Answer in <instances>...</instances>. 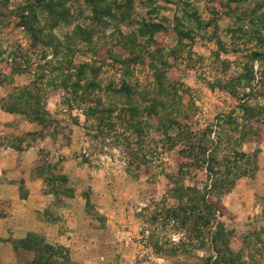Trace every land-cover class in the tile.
Instances as JSON below:
<instances>
[{
    "label": "rangeland",
    "instance_id": "rangeland-1",
    "mask_svg": "<svg viewBox=\"0 0 264 264\" xmlns=\"http://www.w3.org/2000/svg\"><path fill=\"white\" fill-rule=\"evenodd\" d=\"M23 2L0 0V145L20 150L26 146L38 147V159L32 169L42 179L44 191L53 196V218L58 215L56 217L64 222L68 220L67 216L71 217V199L77 204L80 215L87 213L83 222H76V227L80 229L90 224L89 245H78V253L88 255V264H192L196 257H215L216 254L209 249L210 233L218 230L217 223L221 228L224 225L223 233L227 235L222 245L224 248L239 252L245 242L263 249L264 121L260 117L263 134L259 132L262 137L259 140L247 130L253 118L244 116L241 110L244 93H249L250 89L245 76L250 69L255 74L258 70V63L247 64L245 56L256 46L246 42L243 45L244 42L237 41L233 35L238 36L235 33L239 28L246 32L257 31V28L262 30L264 0H249L238 9L233 4L228 7L227 0H194L193 5L199 9L202 21L213 20L212 15L218 13L217 26L207 32L196 31L195 23H191L194 34L191 39L183 40L186 45L183 52L173 54L177 59L166 57L171 63L168 78L182 86L181 105L173 110L194 117L191 126L199 134V139L193 141L199 140V144L206 147L199 164L192 170H180L176 154L184 142L168 141L156 134L155 129L146 128L139 138L143 144L137 145L140 141L130 131H125L124 126L120 125L115 131L102 129L96 117H90L88 108L82 107V110L73 103L70 90L61 88L58 71L44 82L37 81V63L45 62L38 61L40 56L37 60L36 55L32 56L27 73H13L9 65L12 51L27 49L30 55L37 53L32 50L26 33L15 26ZM158 7L159 12L152 19L165 27L174 26L176 14L182 18V11L174 4L160 3ZM234 7L237 10H233ZM138 12L141 18H151L148 10L141 6ZM251 16L253 20L243 21L244 17L252 19ZM72 31L73 26L60 27L55 31L56 37L64 43L65 35L70 36ZM155 41L157 47L164 48L161 51L165 56L180 48L172 30L167 36L158 34ZM52 57L53 53H50L46 60ZM76 59L85 62L92 58L86 54L85 57L78 55ZM131 72L133 80L143 86L152 83L151 72L146 66H133ZM119 74L108 62L99 77L102 88L110 87L111 81L118 86L121 83ZM74 79L72 76L67 84L71 85ZM35 80L37 90L44 94L41 107L52 117H44V125L29 122L23 114L6 111L13 105L11 96ZM37 90L33 89V93L36 94ZM91 99L101 100L106 109L110 104L118 107L111 120L118 122L116 117L123 107L122 98L113 93L95 91ZM251 103L264 106V97L251 99ZM5 113L14 116L15 120L6 121ZM245 133L250 136L244 138ZM127 137L130 146L124 141ZM169 148L171 152H168ZM131 151L134 157L147 161L148 171L141 174L134 164L129 167L134 159L129 154ZM156 151L162 155L156 156ZM186 189L198 191L197 195H192L196 199L209 194V200L223 212L222 216L218 210H211L214 218L208 227H203L199 221L198 230L205 228L206 236L194 241L192 249L186 245L190 243L188 238L192 233L189 230L198 214L188 217L185 213V208L195 205L184 197L183 190ZM23 190L22 195L25 194ZM173 211L180 217L177 221L171 215ZM184 218L188 221L184 222ZM26 241L14 242L19 264H31L28 253L34 250L40 257V264H80L70 259L72 263L69 253L67 256L65 251L55 248L58 246L48 250V244L39 236L28 237ZM199 241L204 244L198 249ZM172 243L180 245V251L175 255L170 253ZM156 246L160 247L159 250L154 248ZM82 248L88 251L84 252ZM261 255L264 260V251Z\"/></svg>",
    "mask_w": 264,
    "mask_h": 264
},
{
    "label": "trees",
    "instance_id": "trees-1",
    "mask_svg": "<svg viewBox=\"0 0 264 264\" xmlns=\"http://www.w3.org/2000/svg\"><path fill=\"white\" fill-rule=\"evenodd\" d=\"M210 1L217 2L218 0ZM227 2L228 7L231 8L230 5L233 4L238 9L241 4L243 6L249 0H227ZM23 3L24 7L19 10L21 15L17 16L19 22L15 26L26 33L32 50L37 53L30 55V51L27 49L24 52H22L23 50L12 51L9 65L13 73H27L31 67L32 58L36 55L37 60L40 56L41 59H38V61L45 60V62L42 64L37 63L36 80L44 82V80L51 78L54 71H58L62 80L59 81L61 88L70 90L71 95L74 97L73 103L78 104L80 109L82 107L88 108L90 117H96V120L100 123V128L115 131L120 125L124 126L125 131H130L131 135L134 134L140 141L137 145L143 144L142 139L139 140V138L144 134L145 129L150 130L153 128L156 134L168 141L184 142L182 143V149L176 154L179 159L180 170L185 168L192 170L197 167L200 162L199 158L204 155L206 147L200 145L199 140L193 141L199 139V134H196L193 126H191L194 117L188 113H177L178 111L173 110V108L181 105L182 96L179 94L182 86L180 83L168 78L167 74L171 63L166 60V57L172 58L173 54L183 52L186 47L183 40L191 39L192 34H194L191 23H195L196 31L206 30L207 32L212 26H217L215 22L218 13L212 15L213 20L202 21L199 9L193 5L194 0H24ZM160 3L174 4L182 11L181 19L177 14L174 16V26L165 27L162 23L152 19L153 15L158 14ZM140 6L148 10L150 19L139 17L138 8ZM235 7L233 10L236 9ZM243 10L246 14L245 9ZM249 18L244 17L243 21L246 23L253 20L252 16V19ZM65 26H73V31L70 36L65 35L64 39L66 41L63 43L56 37L55 31ZM170 30H172L177 46L180 48L178 50L173 49L170 54L165 56L161 51L164 48L156 46L155 38L158 34L167 36ZM235 34H238V36L233 35L234 39L244 42L243 45L246 42V44L250 43L256 46L253 51H247L250 54L247 57L245 56L247 64L250 62L258 63V70L255 74L250 69L245 76L247 87L250 89L249 93H244L241 110L244 112V116L253 118L247 130H250V134L261 140L263 134L261 124L263 122L260 117H263L264 121V106L252 104L251 99L264 97V25L262 30L257 28V31L254 29L253 32H246L239 28V31ZM219 44L220 46L223 45L221 42ZM50 53H53V57L46 60ZM86 54H90L92 59L85 62L76 59L78 55L85 57ZM53 58L58 60L55 61ZM173 58L177 59L178 57L174 56ZM108 62L120 73L119 80L121 83L117 86L111 81L110 87L103 89L99 77L102 68L107 66ZM97 65L101 66L98 67ZM51 66L54 67L50 69ZM133 66H146L151 72L152 83L143 86L138 80L134 81L131 72ZM73 69L76 70L75 73L72 72ZM65 72L69 73L65 74ZM67 76L69 77L68 80ZM72 76L75 77L74 82L68 85L67 82ZM36 80L30 86L18 90L14 96H11L13 105L6 108V111L23 114L28 117L29 122H38L44 125V117L49 119L52 117L46 109L41 107L44 94L42 95V90H37ZM33 89L37 90L36 94L33 93ZM80 91H82L81 95H79ZM95 91L113 93V95L122 98L121 100L124 103L122 104L123 107L119 109V117H116L117 123H113L111 120L118 107L110 104L106 109L101 100L96 102L91 99ZM105 115L107 117H101ZM255 125L259 126L258 129L255 128ZM101 132L103 134V131ZM259 132H261V135H258ZM245 136L250 135L245 133L244 138ZM129 140V137L124 139L128 146L131 145ZM140 149L143 150L141 147ZM167 150L171 152L172 149ZM129 154L134 158L131 159L132 162L129 163V167L134 164L136 170L141 174L143 171H148L147 161L143 158L140 160L138 157H134L132 151ZM161 155L162 152L156 151V156ZM179 172L182 174V171ZM183 191H185L183 193L184 197L195 204L185 208V213H188V217L198 214L196 216L197 220L189 230L192 233L188 238L190 247L186 245V247L192 249L194 241L202 237L205 239L206 236L205 228L203 231L198 230L199 221L203 227H208L212 222V218H214V213H210V211H217L218 207L215 202L209 200V194L206 197L199 196L196 199L192 195H197L198 191L192 189ZM185 210H182V212ZM218 214L223 216L222 211L218 210ZM171 215L176 221L177 218H180L174 211ZM186 221L188 219L184 218V222ZM217 224L218 230L210 233L211 247L209 249L216 256L202 259L196 257V261L192 264L198 262H202V264H264L263 255H261L264 248L258 249L253 243L246 244L244 242V248L239 252L224 248L222 245L225 244L227 235L223 233L224 225H221V228L220 224ZM34 236L30 235L29 238ZM22 242L27 241L25 239ZM197 243L201 244L202 242ZM218 243L222 247H219ZM203 244L198 246V249ZM46 247L51 250L55 246L47 245ZM55 248L65 251L68 256V251L63 247L58 246ZM154 248L159 250L160 247L156 246ZM179 251L180 245L172 243L170 253L175 255ZM258 257L260 259H256ZM39 258L37 255L31 264H40L41 260ZM137 264L142 263L138 262ZM173 264L187 263L176 262Z\"/></svg>",
    "mask_w": 264,
    "mask_h": 264
},
{
    "label": "crops",
    "instance_id": "crops-1",
    "mask_svg": "<svg viewBox=\"0 0 264 264\" xmlns=\"http://www.w3.org/2000/svg\"><path fill=\"white\" fill-rule=\"evenodd\" d=\"M4 117L9 122L15 120L11 114L5 113ZM37 155V146L20 150L0 145V264H19L14 242L30 235L41 237L48 245L65 248L73 262L88 264V255L78 253V245H89L90 224L80 229L76 227V222H83L87 213L80 215L77 204L71 199V217L67 216L64 222L56 217L58 215L53 218V196L44 191L42 179L32 169ZM82 251L88 250L82 248ZM28 255L30 263L37 257L36 252Z\"/></svg>",
    "mask_w": 264,
    "mask_h": 264
}]
</instances>
